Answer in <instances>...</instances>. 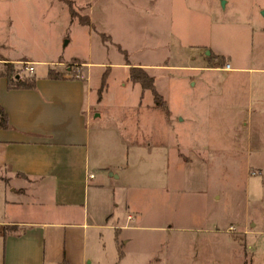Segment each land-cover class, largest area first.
Returning a JSON list of instances; mask_svg holds the SVG:
<instances>
[{"label":"rangeland","instance_id":"obj_1","mask_svg":"<svg viewBox=\"0 0 264 264\" xmlns=\"http://www.w3.org/2000/svg\"><path fill=\"white\" fill-rule=\"evenodd\" d=\"M263 11L264 0H0V72L8 56L53 61V70L73 76L82 72L79 62L85 61L98 85L104 70L108 72L107 89L95 111L99 115L94 117V113L92 120L115 124L127 141L141 143L145 150L160 139L171 144L173 134L182 140V151L195 144L210 146L206 151L194 149L206 155L202 157L206 170L177 168L166 175L155 169L160 154L144 150L140 167L144 180L140 188H130L128 209H138L139 223L149 227L135 235L130 231L134 241L127 246L128 256L122 264H264V234L247 236L250 260L249 251L239 258V245L230 241L228 233L220 232L214 244L207 233L209 228L225 229L234 219L251 217L255 229L264 228V196L248 203H236L233 198L245 184L247 170L264 164V157L231 148L246 143L240 136H264V120L257 116L252 123H223L220 119L232 114V109L224 112L225 103L218 99L216 85L222 84L225 73L203 72L206 89L199 83L192 86L188 81L192 71L179 66L203 50H209L208 59L215 51L243 63L252 59L264 64ZM137 63L147 64L155 75V88L169 109L187 114L186 121L175 125L173 134L162 123L165 104L157 109L147 107L151 91L146 90L140 100V89L132 84H140L142 91L148 87L127 80L130 66H134L136 76L148 84L144 68ZM215 63L220 64L221 59ZM27 65L16 62L14 70L21 76L33 74ZM46 68L35 65V72L41 74ZM201 111L212 123L198 121L196 113ZM218 144L226 145L225 156L217 151ZM175 149L169 148V161H175ZM259 177L252 175L251 179ZM215 190L230 198L208 205L204 198ZM169 202L173 204L172 226L160 229L157 225L163 223L164 204ZM234 236L243 246L241 233L235 231ZM115 256L116 251L112 253L108 247L105 259L109 264H117Z\"/></svg>","mask_w":264,"mask_h":264},{"label":"crops","instance_id":"obj_2","mask_svg":"<svg viewBox=\"0 0 264 264\" xmlns=\"http://www.w3.org/2000/svg\"><path fill=\"white\" fill-rule=\"evenodd\" d=\"M203 52L198 51L190 62L179 66L192 71L188 75L192 86L199 83L206 89L203 72L225 73L222 84L218 81L216 85L218 99L225 103V113L232 109V114L226 116L234 118L223 116L220 120L241 124L252 123L257 116L264 120V64H255L252 59L249 64L243 63L239 58L215 51H212L214 57L208 59L209 53ZM219 58L221 63H215ZM5 60L32 64L30 76L34 77V83L11 87L0 72V107L8 120V126H0V264H109L105 259L108 247L112 253L116 251L114 261L118 259L117 264H122L128 256L127 246L134 241L131 232L149 227L139 223L138 209H128L130 188H140L144 180L140 167L145 148L141 143L127 141L115 124L92 120L107 85L99 96L100 84L92 81V72L85 61L79 62L82 76L77 77L53 70V61L9 56ZM38 64L47 66L41 74L35 72ZM137 64L154 82L155 75L148 65ZM135 84L140 89L141 100L150 89L142 91L141 85H132ZM161 96L162 104L157 105L152 94L147 107L157 109L165 104L162 123L172 133L175 125L186 121L187 114L173 113ZM196 118L200 123H212L202 111L196 113ZM173 136L171 144L160 139L145 150L160 154L159 166L155 168L159 174L166 175L177 168L192 172L208 168L206 159H202L206 155L194 149L206 151L209 145H187L189 149L182 151L179 142L182 140L177 134ZM240 139L246 143L233 145L234 151L264 157V136L250 134ZM173 146L176 148L174 162L168 157ZM224 150L226 145H217L221 156H225ZM251 169L247 170L245 184L237 190L238 196L233 197L236 203H248L264 196V164ZM252 175L260 177L251 179ZM228 198L215 190L204 199L208 205L216 206L215 202L222 199L224 203ZM164 208L166 217L157 227H167V230L172 226L173 204L165 203ZM238 220L230 221L225 229L211 226L207 233L213 244L218 242L220 232L228 233L230 241L239 245L241 258L245 251L250 253L247 236L264 234V228L255 229L253 217ZM233 226L235 230L230 231ZM235 231L243 236V246L236 241ZM211 239L207 241L210 244Z\"/></svg>","mask_w":264,"mask_h":264},{"label":"trees","instance_id":"obj_3","mask_svg":"<svg viewBox=\"0 0 264 264\" xmlns=\"http://www.w3.org/2000/svg\"><path fill=\"white\" fill-rule=\"evenodd\" d=\"M82 22L84 23H87V20H83L81 19ZM5 69L1 71V74L2 75H5L8 79V82H9V86L13 87V86H30L34 83V77L33 76H30V75H24V76H21L19 75L18 72H16L14 70L15 68V63L14 62H11V61H5ZM131 69H130V72H129V76L131 78V80L133 81H140L142 86L144 87H148L152 94H153V98L155 100V103L157 105H161L163 101L162 100V96L161 94L156 90L155 88V85H154V82H153V78L152 77H149L148 74L143 71L144 73V76L148 78L149 82L148 84L144 83L141 81L140 78H138L136 76V74L134 73V69L133 67L134 66H130ZM57 75H60V74H57ZM106 75H107V72L104 71L103 74H102V80H101V84H100V87L98 88V93H99V96H100V93L105 85V82H106ZM0 126H8V120H7V115L5 113V111L0 107Z\"/></svg>","mask_w":264,"mask_h":264},{"label":"built area","instance_id":"obj_4","mask_svg":"<svg viewBox=\"0 0 264 264\" xmlns=\"http://www.w3.org/2000/svg\"><path fill=\"white\" fill-rule=\"evenodd\" d=\"M226 66H229V64L227 63ZM26 68L28 71H33V65L32 64L27 65ZM75 76L80 77V76H82V74L80 72H76ZM90 175H92V174H90ZM128 217L130 218L131 216L129 215Z\"/></svg>","mask_w":264,"mask_h":264},{"label":"water","instance_id":"obj_5","mask_svg":"<svg viewBox=\"0 0 264 264\" xmlns=\"http://www.w3.org/2000/svg\"><path fill=\"white\" fill-rule=\"evenodd\" d=\"M222 3H224V0H222ZM264 12V11H263ZM206 53H209V50H206Z\"/></svg>","mask_w":264,"mask_h":264}]
</instances>
